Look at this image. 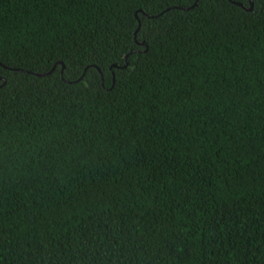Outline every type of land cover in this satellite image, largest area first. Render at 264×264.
<instances>
[{"label":"trees","instance_id":"obj_1","mask_svg":"<svg viewBox=\"0 0 264 264\" xmlns=\"http://www.w3.org/2000/svg\"><path fill=\"white\" fill-rule=\"evenodd\" d=\"M191 3L0 0V264H264V17Z\"/></svg>","mask_w":264,"mask_h":264},{"label":"snow or ice","instance_id":"obj_2","mask_svg":"<svg viewBox=\"0 0 264 264\" xmlns=\"http://www.w3.org/2000/svg\"><path fill=\"white\" fill-rule=\"evenodd\" d=\"M124 2L127 4H133L134 3L137 5H142L143 7H153V8H155L157 6L163 7L164 4H168L169 7L176 6L175 4H169V0H163V2H161V0H124ZM178 2H179V0H177V3ZM230 2H231V0H192V3L189 4L187 7L189 9H191L193 7H199L201 4H205L206 6L211 7L213 12H215L217 14H222ZM253 4H254V6H252L250 10L254 11L255 15L264 17V0H253ZM156 18H158V17H156ZM137 19H138V17H137ZM164 23L165 22H162L160 25H156V26L141 24L140 26L136 27L134 29V31L139 32L140 27H143L145 29V32L143 33V38L145 40L152 39L153 43H156L157 41H161V43H162L163 41L161 38V33H165ZM120 27H121V34L125 35V33H124L125 27H131V25L126 26L124 24L123 19H121L120 20ZM153 33H155V36L153 35ZM109 47H111V46H109ZM117 48H119V42H117ZM120 50L124 51V49H120ZM93 54H95V53H93ZM113 54H116L115 48H113L111 52H107V56H111ZM130 54H131V50H128L125 52V55H130ZM77 55H81V53H75V54L68 53L66 58L72 59ZM41 59H43L42 56H41ZM100 62L103 63L104 60H101ZM113 63H115V62H113ZM136 63L138 65L139 60H137Z\"/></svg>","mask_w":264,"mask_h":264},{"label":"water","instance_id":"obj_3","mask_svg":"<svg viewBox=\"0 0 264 264\" xmlns=\"http://www.w3.org/2000/svg\"><path fill=\"white\" fill-rule=\"evenodd\" d=\"M251 4H252V3H251ZM243 7H244V6H243ZM142 45H145V44L143 43ZM127 64H128V63H126L125 66H127ZM36 75H38V76H45V74H36Z\"/></svg>","mask_w":264,"mask_h":264}]
</instances>
